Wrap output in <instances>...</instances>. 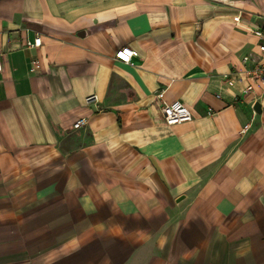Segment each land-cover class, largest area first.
I'll use <instances>...</instances> for the list:
<instances>
[{"label": "crops", "instance_id": "crops-1", "mask_svg": "<svg viewBox=\"0 0 264 264\" xmlns=\"http://www.w3.org/2000/svg\"><path fill=\"white\" fill-rule=\"evenodd\" d=\"M262 29L264 0H0V264H264V87L233 74Z\"/></svg>", "mask_w": 264, "mask_h": 264}, {"label": "built area", "instance_id": "built-area-1", "mask_svg": "<svg viewBox=\"0 0 264 264\" xmlns=\"http://www.w3.org/2000/svg\"><path fill=\"white\" fill-rule=\"evenodd\" d=\"M259 44L258 53L245 55L242 57L240 63L243 66L242 70H236L233 74L237 77L238 81L244 85V93L250 94L255 87H264V29L258 32ZM41 44L40 37L36 36L32 43L26 42L27 48H38ZM137 57V52L131 50L128 47H122L115 53V58L121 63L130 64L133 58ZM30 72L34 71L36 62H32ZM226 81L228 76H223ZM163 92L157 94V97L162 101ZM87 106L93 105L96 108L99 107V101L96 95H89L85 98ZM161 112L166 125L172 126L181 123L190 122L192 120L189 110L180 102L175 101L167 104L162 102ZM87 125V119L85 117L77 119L72 124V129L78 130ZM247 126L244 127V131Z\"/></svg>", "mask_w": 264, "mask_h": 264}]
</instances>
